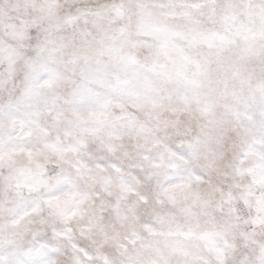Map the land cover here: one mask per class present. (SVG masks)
<instances>
[{
	"label": "clouds",
	"instance_id": "1",
	"mask_svg": "<svg viewBox=\"0 0 264 264\" xmlns=\"http://www.w3.org/2000/svg\"><path fill=\"white\" fill-rule=\"evenodd\" d=\"M0 264H264V0H0Z\"/></svg>",
	"mask_w": 264,
	"mask_h": 264
}]
</instances>
